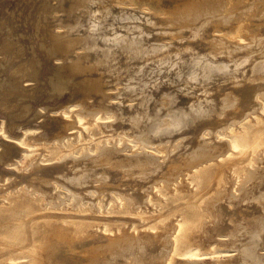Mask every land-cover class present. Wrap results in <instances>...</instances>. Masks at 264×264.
<instances>
[{"label": "rangeland", "instance_id": "374dc122", "mask_svg": "<svg viewBox=\"0 0 264 264\" xmlns=\"http://www.w3.org/2000/svg\"><path fill=\"white\" fill-rule=\"evenodd\" d=\"M68 263L264 264V0H0V264Z\"/></svg>", "mask_w": 264, "mask_h": 264}, {"label": "bare ground", "instance_id": "6f19581e", "mask_svg": "<svg viewBox=\"0 0 264 264\" xmlns=\"http://www.w3.org/2000/svg\"><path fill=\"white\" fill-rule=\"evenodd\" d=\"M222 42V41H221ZM96 117V116H95ZM106 146V145H105ZM107 149V148H106ZM242 156V155H241ZM191 205V204H190ZM196 216H197V213H196ZM196 218V217H195ZM194 219V217H193ZM195 220V219H194ZM174 242V241H173ZM186 242V241H185ZM174 248V247H173ZM57 258V257H56ZM67 263V262H66ZM69 264V263H68ZM169 264V263H168Z\"/></svg>", "mask_w": 264, "mask_h": 264}]
</instances>
